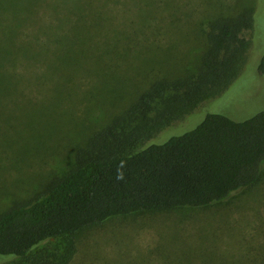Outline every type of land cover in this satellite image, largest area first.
<instances>
[{"label": "rangeland", "instance_id": "obj_1", "mask_svg": "<svg viewBox=\"0 0 264 264\" xmlns=\"http://www.w3.org/2000/svg\"><path fill=\"white\" fill-rule=\"evenodd\" d=\"M79 8L78 2L71 5L73 12ZM247 8L255 10L254 27L241 34L250 42L242 71L221 95L205 99L137 150L162 145L194 130L209 114L242 122L264 111V0H112L80 61L74 57L69 65L81 38L79 21L67 18L61 26L68 33H52L47 40L53 47L24 76L2 68L0 215L36 202L72 172L78 149L154 82L193 78L213 23ZM64 75L68 81L62 84H37ZM12 263L0 257V264ZM71 264H264V174L255 187L210 208L141 213L95 225L78 236Z\"/></svg>", "mask_w": 264, "mask_h": 264}, {"label": "trees", "instance_id": "obj_2", "mask_svg": "<svg viewBox=\"0 0 264 264\" xmlns=\"http://www.w3.org/2000/svg\"><path fill=\"white\" fill-rule=\"evenodd\" d=\"M109 1L0 0V82L2 68L24 76L37 65L53 47L50 35L68 33L61 26L67 18L79 21L81 38L69 65L86 56ZM77 2L80 8L73 12ZM254 13L247 8L237 17L216 20L193 78L154 82L78 149L72 172L36 202L1 214L0 257L13 259L12 264H71L78 236L95 225L141 213L206 209L258 185L264 174V111L242 122L209 114L184 135L137 150L233 83L250 47L241 34L253 29ZM259 72L264 75V57ZM64 81L65 75L37 84ZM157 104L161 108L149 117Z\"/></svg>", "mask_w": 264, "mask_h": 264}]
</instances>
